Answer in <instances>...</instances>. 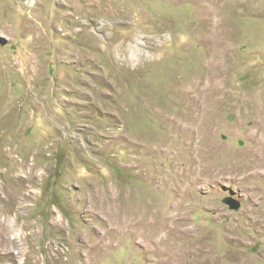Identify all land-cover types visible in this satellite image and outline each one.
Listing matches in <instances>:
<instances>
[{
    "label": "rangeland",
    "instance_id": "rangeland-1",
    "mask_svg": "<svg viewBox=\"0 0 264 264\" xmlns=\"http://www.w3.org/2000/svg\"><path fill=\"white\" fill-rule=\"evenodd\" d=\"M0 264H264V0H0Z\"/></svg>",
    "mask_w": 264,
    "mask_h": 264
},
{
    "label": "water",
    "instance_id": "water-1",
    "mask_svg": "<svg viewBox=\"0 0 264 264\" xmlns=\"http://www.w3.org/2000/svg\"><path fill=\"white\" fill-rule=\"evenodd\" d=\"M225 203L231 210H238L240 207V203L237 200L230 197L225 199Z\"/></svg>",
    "mask_w": 264,
    "mask_h": 264
}]
</instances>
